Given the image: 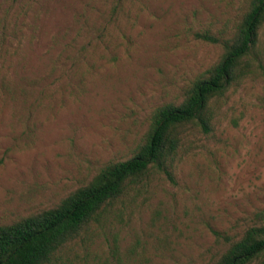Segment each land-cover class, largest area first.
I'll return each instance as SVG.
<instances>
[{
  "label": "rangeland",
  "instance_id": "1",
  "mask_svg": "<svg viewBox=\"0 0 264 264\" xmlns=\"http://www.w3.org/2000/svg\"><path fill=\"white\" fill-rule=\"evenodd\" d=\"M252 1L0 0V227L134 157L156 111L220 61L204 36L232 38ZM258 52L264 65V26ZM213 106L172 179L153 171L54 264H214L264 224V72Z\"/></svg>",
  "mask_w": 264,
  "mask_h": 264
},
{
  "label": "trees",
  "instance_id": "2",
  "mask_svg": "<svg viewBox=\"0 0 264 264\" xmlns=\"http://www.w3.org/2000/svg\"><path fill=\"white\" fill-rule=\"evenodd\" d=\"M263 26L264 0H253L232 38L221 42L204 36L221 43L224 49L208 77L197 80L179 104L169 103L156 111L146 140L134 157L105 166L89 184L56 207L0 227V264H54L61 252L93 223L101 224L116 203L153 171L172 179L175 157L188 133L212 132L214 102L224 97L234 83L259 69L264 72L258 52ZM225 240L229 246L214 264H254L264 256V224L248 228L236 241L228 237Z\"/></svg>",
  "mask_w": 264,
  "mask_h": 264
}]
</instances>
